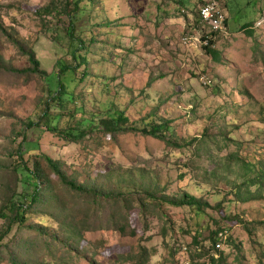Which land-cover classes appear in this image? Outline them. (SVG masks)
<instances>
[{
  "label": "rangeland",
  "instance_id": "1",
  "mask_svg": "<svg viewBox=\"0 0 264 264\" xmlns=\"http://www.w3.org/2000/svg\"><path fill=\"white\" fill-rule=\"evenodd\" d=\"M50 1L0 0V264H264V0H80L72 38L64 19L36 13ZM209 1L226 31L201 23ZM10 38L43 75L8 70L31 67ZM64 63L78 67L57 80ZM57 81L64 91L48 99ZM116 109L142 127L168 121L173 144L96 126ZM71 128L87 132L74 140ZM39 152L122 197L71 190ZM28 167L43 190L35 203ZM183 193L207 206L159 199ZM10 200L31 207L6 233ZM223 230L229 241L212 251Z\"/></svg>",
  "mask_w": 264,
  "mask_h": 264
},
{
  "label": "trees",
  "instance_id": "2",
  "mask_svg": "<svg viewBox=\"0 0 264 264\" xmlns=\"http://www.w3.org/2000/svg\"><path fill=\"white\" fill-rule=\"evenodd\" d=\"M57 1V2H56ZM61 2V3H60ZM81 1L80 0H51L45 7L39 8L36 13L39 16L42 15H54L58 16L62 19L65 20V31L66 34L69 37H73L75 30L73 27V16L74 14L79 10V3ZM60 3V5L58 4ZM65 17V18H64ZM251 25V24H250ZM226 26H227V21H226ZM250 28L249 24L248 26H244L242 29L244 31H247L246 29ZM250 35H252V32H249ZM12 39V38H10ZM13 43L17 46V48L23 52L27 58H28V62L30 64V68H27L26 70H16L14 68H9L8 70H11L13 72L16 73H32V74H44L45 72L39 70V62L38 60L35 58V55L32 51H27L24 49V47L17 41L12 39ZM212 42L210 43V47H205L204 50L206 52V54H208L209 56H212L213 59L217 58L219 55L216 52L212 51ZM82 44V42H79ZM82 45H77L74 50H72V59L75 60V62H79L80 57H77V51L79 48H81ZM1 61V59H0ZM1 63V62H0ZM58 65V64H57ZM58 70L54 73V76L57 77L59 80V75L61 73L64 72H69L71 71L73 68H77L78 65H76L75 67H73L71 64H59L58 65ZM58 83V89L55 93L51 94L49 96L48 99H59V96L62 94V92L64 91V85L63 83L57 81ZM46 105L47 102L45 101L44 103V107L42 109L43 112H46ZM45 117V114H44ZM90 124V123H89ZM27 126H32L35 125L34 121H27L26 123ZM92 125L94 126V124L92 123ZM97 127L101 128L106 131V133H111V134H116V133H126V132H136V133H140L143 135H147V136H151L154 137L156 139H160V140H164L167 142L168 145H172L173 143L170 140H166L167 136L166 133H168L170 131V123L168 121H162V122H151L150 125H146V126H139L136 123L130 122V120L128 119V117L125 115V112L123 110H114L113 112L110 113V116L107 117H103L99 120L98 125H96ZM48 129L53 131V132H61L60 129H58L57 127H52L51 125L48 126ZM66 130V129H64ZM64 132V131H62ZM66 132V131H65ZM87 130H78V129H73L71 128L67 134L69 136H71L74 140H78L79 138H81L82 136H84L86 134ZM179 146V145H176ZM37 147V146H36ZM35 150V148H34ZM31 152H36V151H32L29 150ZM39 155H41L44 159V161L46 162L48 168L55 173L60 180L64 183V185L68 186L71 190L79 192L80 194H86V195H94L100 198H105V199H116V198H120L122 197L121 194L117 195L115 192H104V191H100L96 188L93 187H88V186H83V185H79L76 182L72 181L69 179V177L67 176V174L62 170V167L60 165V163L53 159L51 156L45 154V153H38ZM37 167H35L36 169ZM29 170V174H28V181H30L31 183L34 184V189L32 191L31 194V202L35 203V201L39 198L40 194L42 193V189H40V182L38 181V173H37V169L36 170H32L31 168L28 167ZM264 178V177H263ZM261 178V180L263 179ZM146 196L152 199H157L159 196L154 193L151 192L149 190H146ZM256 197V198H255ZM253 198H246V199H240V202H250V201H255V200H260L261 194L256 195ZM161 200L162 203H167L173 207H183V206H189V207H196L198 210H201V208L203 206H207V204H202L201 200L197 199L196 197L189 195L187 193H183L181 195L180 198H176V199H170L166 196H162L161 198H159ZM25 205V207H24ZM31 207V205H26L25 203H21L18 201H12L10 200L7 204H4L2 206L1 210H6L9 212H3L2 215L4 217L8 218V224H7V229H6V233L10 231L11 226L13 223H15L16 221H19L20 224L23 225V223L26 222V213H27V208ZM120 232H123V228L119 229ZM225 230L221 231L224 232ZM220 232V233H221ZM216 238L215 235H213L212 240L213 242L210 243V247H212V251L215 252H219V249H216L215 245L218 242L219 239V234H216ZM3 235H0V241L2 240ZM230 238V237H229ZM229 238L226 240L229 241ZM225 242V244H226ZM199 252V251H198ZM223 257L222 253H220L219 255V259H221ZM214 261V259H213Z\"/></svg>",
  "mask_w": 264,
  "mask_h": 264
},
{
  "label": "built area",
  "instance_id": "3",
  "mask_svg": "<svg viewBox=\"0 0 264 264\" xmlns=\"http://www.w3.org/2000/svg\"><path fill=\"white\" fill-rule=\"evenodd\" d=\"M199 18L201 23L208 26L214 34H219L220 32L217 31L222 29L226 31L227 16L221 11L216 1H209L203 4L199 11ZM211 41H213V39L207 37L203 42V46L210 47ZM227 239V231L219 233V239L215 245L216 249H222Z\"/></svg>",
  "mask_w": 264,
  "mask_h": 264
}]
</instances>
